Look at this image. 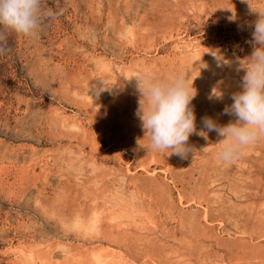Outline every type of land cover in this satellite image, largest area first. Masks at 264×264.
<instances>
[{
  "label": "rangeland",
  "instance_id": "1",
  "mask_svg": "<svg viewBox=\"0 0 264 264\" xmlns=\"http://www.w3.org/2000/svg\"><path fill=\"white\" fill-rule=\"evenodd\" d=\"M42 7L31 34L0 27V264H264V137L226 163L203 123L237 119L264 0ZM188 72L190 151L152 150L137 77Z\"/></svg>",
  "mask_w": 264,
  "mask_h": 264
},
{
  "label": "clouds",
  "instance_id": "2",
  "mask_svg": "<svg viewBox=\"0 0 264 264\" xmlns=\"http://www.w3.org/2000/svg\"><path fill=\"white\" fill-rule=\"evenodd\" d=\"M258 13L252 33L254 50L241 61V66L246 69L242 90L232 94L233 103L224 109L237 119L226 126L218 125L210 117L203 120L207 129H215L224 137L216 145L218 158L226 163L236 159L244 147L264 137V12ZM43 14L42 0H0V27L17 33L31 34ZM47 14L51 15L50 12ZM229 19H236L234 11ZM213 54L218 61H224L219 53ZM137 79L142 93L137 115L145 137H150L151 149H171L172 154L185 155L190 151L186 142L196 131V115L191 101L197 90L193 86L192 73H178L166 78L144 74ZM100 81L103 87L95 89L96 95L107 88L106 82ZM212 95L221 97L223 93L214 88ZM199 134L207 136L203 130Z\"/></svg>",
  "mask_w": 264,
  "mask_h": 264
},
{
  "label": "bare ground",
  "instance_id": "3",
  "mask_svg": "<svg viewBox=\"0 0 264 264\" xmlns=\"http://www.w3.org/2000/svg\"><path fill=\"white\" fill-rule=\"evenodd\" d=\"M197 55V54H196ZM205 57V56H204ZM196 58V57H195ZM211 62V61H210ZM219 64V63H218ZM220 67V66H219ZM220 69V68H219ZM218 70V69H217ZM233 81V80H232ZM122 203V202H121ZM133 208V207H132ZM105 209V208H104ZM77 221H78V219H77ZM79 223V221L76 223V224H78ZM91 229V228H90ZM101 252V251H100ZM103 252V251H102ZM98 255V254H97ZM100 255V254H99ZM25 258V257H24ZM26 260V259H25ZM104 262V261H103ZM106 262V261H105ZM105 262H104V264H105ZM34 263V262H33ZM96 264V263H95Z\"/></svg>",
  "mask_w": 264,
  "mask_h": 264
}]
</instances>
